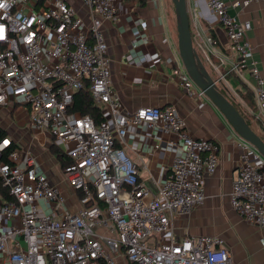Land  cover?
<instances>
[{
	"label": "built area",
	"instance_id": "1",
	"mask_svg": "<svg viewBox=\"0 0 264 264\" xmlns=\"http://www.w3.org/2000/svg\"><path fill=\"white\" fill-rule=\"evenodd\" d=\"M0 0V106L11 98L29 109V123L56 143H72L70 163L63 169L66 184L80 194L75 212L61 211L64 196L27 153L14 150L10 163L2 156L13 142H0V181L12 201L0 203V259L3 264H236L215 235L176 239L171 219L186 217L205 200V178L218 167L219 143L196 139L173 107H141L121 111L113 92L104 21L120 9L117 0H79L90 14L88 25L68 0ZM205 9L190 11V30L201 61L215 72L225 89L230 77L248 85L253 96L251 116L264 122V69L247 40L250 21L229 13L225 0H203ZM264 0H236L245 9ZM189 13V12H188ZM213 18L212 21H209ZM213 21L222 29L226 52L202 26ZM181 86L204 96L181 62L173 70ZM88 91L105 115L96 125L87 115L71 112L74 95ZM205 97V96H204ZM241 99V98H240ZM146 125L170 136L176 154L169 174L154 194L139 180L138 169L123 143L130 126ZM240 139V138H239ZM237 177L230 206L262 233L264 248V157L239 140ZM136 142V140H135ZM51 203L60 216L42 213Z\"/></svg>",
	"mask_w": 264,
	"mask_h": 264
},
{
	"label": "crops",
	"instance_id": "2",
	"mask_svg": "<svg viewBox=\"0 0 264 264\" xmlns=\"http://www.w3.org/2000/svg\"><path fill=\"white\" fill-rule=\"evenodd\" d=\"M32 0H24L31 8ZM225 0L229 13L241 21H250L247 40L253 46L254 59L264 69V2L251 3L245 9H233ZM86 26L90 14L79 0H68ZM120 9L111 21H104L103 31L108 44L113 92L119 98L121 111H136L141 107H173L186 121V129L196 139L215 140L219 143L218 167L205 178V200L186 217H173L171 225L176 239L186 236L215 235L224 240L231 260L236 264H264L262 233L246 223L230 206V191L237 177L240 162V139L221 113L196 90L188 93L173 74L180 64L177 48L176 22L170 16L165 0H117ZM191 9H205L203 0H191ZM211 18L209 21H212ZM202 26L218 44V52H226V39L222 29L213 21ZM206 65V64H205ZM230 77L228 84L237 92L252 86ZM234 86V87H233ZM226 90V89H225ZM227 91V90H226ZM229 93V91H227ZM251 92V91H250ZM252 94V93H251ZM29 109L11 98L0 106V129L19 154V165L30 153L46 177L57 184L64 196L61 211L75 212L79 207V194L66 184L63 169L70 163L72 143L59 144L45 131L29 123ZM170 136L149 129L146 125L130 126L123 147L135 163L139 180L154 194L169 174L176 149L170 145ZM136 140V142H135ZM54 205L44 203L41 212L60 216ZM0 264H3L0 259ZM117 264H128L123 258Z\"/></svg>",
	"mask_w": 264,
	"mask_h": 264
},
{
	"label": "water",
	"instance_id": "3",
	"mask_svg": "<svg viewBox=\"0 0 264 264\" xmlns=\"http://www.w3.org/2000/svg\"><path fill=\"white\" fill-rule=\"evenodd\" d=\"M171 2L175 9L178 55L184 70L194 85L221 113L238 138L251 144L264 157V140L219 90L194 48L187 0H171Z\"/></svg>",
	"mask_w": 264,
	"mask_h": 264
},
{
	"label": "trees",
	"instance_id": "4",
	"mask_svg": "<svg viewBox=\"0 0 264 264\" xmlns=\"http://www.w3.org/2000/svg\"><path fill=\"white\" fill-rule=\"evenodd\" d=\"M140 3H144L146 0H138ZM42 1L39 0L37 2V6L41 5ZM224 94V93H223ZM238 94L241 97L242 101L245 103L246 106H253L254 107V101H253V96L250 91H248L245 87L243 90H238ZM225 97L233 104V102L224 94ZM234 107L238 110V112L244 117V115L240 112V110L233 104ZM71 112H76L81 115H87L91 117L96 125L100 124L102 121L105 120V115L102 112L101 108L96 105L89 92L88 91H80L74 95V102L73 106L70 109ZM246 120V118L244 117ZM248 123V121L246 120ZM256 124L259 127L260 131L263 134H260L259 136L264 139V122L261 120H256ZM250 126V124L248 123ZM251 127V126H250ZM5 136V133L3 130L0 129V140ZM14 148H10L3 156H2V161L10 163V160L8 159V153L11 151H14ZM79 196H81L79 194ZM12 201V197L8 194V190L2 187V183L0 181V203H8Z\"/></svg>",
	"mask_w": 264,
	"mask_h": 264
},
{
	"label": "rangeland",
	"instance_id": "5",
	"mask_svg": "<svg viewBox=\"0 0 264 264\" xmlns=\"http://www.w3.org/2000/svg\"><path fill=\"white\" fill-rule=\"evenodd\" d=\"M190 2L191 0H187V8H188V12L190 15V11L192 10L190 8ZM165 3L167 4V6L170 9V16H172V20L176 22V18H175V9H174V5L172 4L171 0H165ZM204 64V63H203ZM205 65V64H204ZM205 68L207 69V71L209 72L211 78L215 81V83L217 84V87L219 88V90L226 94V96H228V98L233 102V104H235V106L240 110V112L244 115V117L246 118V120L248 121V123L250 124L251 128L258 134H263L259 127L256 124V119L253 118L251 116V112L254 110L253 106H246L245 103L242 101V99H240L241 97L239 96V94L236 96L234 95L232 92H227L225 90L226 85H224V83L222 81H219L218 76L215 74V72L211 71V69L205 65ZM234 87V86H233ZM249 109V110H248ZM264 136V135H263ZM264 140V139H263Z\"/></svg>",
	"mask_w": 264,
	"mask_h": 264
},
{
	"label": "snow or ice",
	"instance_id": "6",
	"mask_svg": "<svg viewBox=\"0 0 264 264\" xmlns=\"http://www.w3.org/2000/svg\"><path fill=\"white\" fill-rule=\"evenodd\" d=\"M0 6H2V5H0Z\"/></svg>",
	"mask_w": 264,
	"mask_h": 264
}]
</instances>
